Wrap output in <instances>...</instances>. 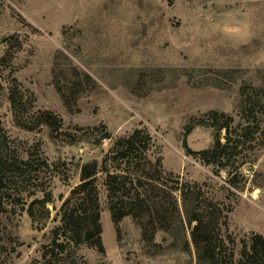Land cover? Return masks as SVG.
I'll return each instance as SVG.
<instances>
[{
    "label": "rangeland",
    "instance_id": "rangeland-1",
    "mask_svg": "<svg viewBox=\"0 0 264 264\" xmlns=\"http://www.w3.org/2000/svg\"><path fill=\"white\" fill-rule=\"evenodd\" d=\"M100 127L146 131L161 169L219 208L236 260L264 238V0H0V160L34 161L22 176L0 167V264H193L189 230L190 254L173 232L143 241L130 217L112 223L103 191L102 250L51 247L80 167L109 145L79 138ZM217 137L231 149L205 164Z\"/></svg>",
    "mask_w": 264,
    "mask_h": 264
},
{
    "label": "trees",
    "instance_id": "trees-1",
    "mask_svg": "<svg viewBox=\"0 0 264 264\" xmlns=\"http://www.w3.org/2000/svg\"><path fill=\"white\" fill-rule=\"evenodd\" d=\"M38 115L41 124L56 130L60 128V120L51 113L44 111ZM209 115L216 132L223 128L225 134H229L228 117L216 112ZM86 131L88 133L79 138L82 142L100 148L104 140H108L109 145L105 151H100V158L80 167L79 182L55 212L58 225L51 230V247L68 243L102 250L99 196L103 191L112 223L130 217L139 227L143 241H151L158 231L173 232L175 237L180 235L183 250L190 254L186 239L189 230L193 264H264V238L258 234L250 235L234 260L232 250L223 247L219 208L211 200H201L196 184L179 182L177 176L161 169L159 159L150 155L151 138L146 131L135 129L115 138L104 132V127ZM231 146L230 137L222 144L217 137L213 147L199 155L209 164L216 150L218 154L225 153ZM183 147L188 151L185 141ZM217 158L218 166L223 168L225 164L219 161V155ZM33 162L15 157L0 160V167L5 165L7 170H15L22 176L32 168ZM41 165L47 167L44 160ZM60 236L64 241L58 244Z\"/></svg>",
    "mask_w": 264,
    "mask_h": 264
}]
</instances>
